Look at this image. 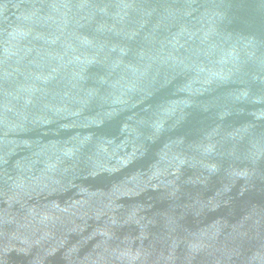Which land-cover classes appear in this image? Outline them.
Wrapping results in <instances>:
<instances>
[{
    "label": "water",
    "instance_id": "1",
    "mask_svg": "<svg viewBox=\"0 0 264 264\" xmlns=\"http://www.w3.org/2000/svg\"><path fill=\"white\" fill-rule=\"evenodd\" d=\"M0 264H264V0H0Z\"/></svg>",
    "mask_w": 264,
    "mask_h": 264
}]
</instances>
